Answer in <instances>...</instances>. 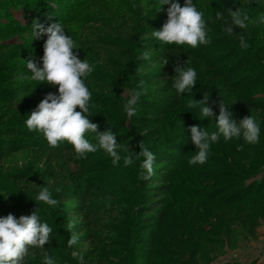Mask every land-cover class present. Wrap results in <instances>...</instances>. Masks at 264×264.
I'll return each mask as SVG.
<instances>
[{"label":"rangeland","instance_id":"374dc122","mask_svg":"<svg viewBox=\"0 0 264 264\" xmlns=\"http://www.w3.org/2000/svg\"><path fill=\"white\" fill-rule=\"evenodd\" d=\"M82 1L0 0V127L8 122L27 128L22 121L46 93H56L58 88L28 79L30 72L24 60L34 58L39 63L43 56L41 40L47 39L43 34L31 36L32 22L46 25L49 17L51 20L61 17L66 7ZM84 1L79 11L65 13L60 21H64L66 32L76 43L78 49L74 51L79 58L94 65L93 72L85 78L92 96L105 97L112 103L108 107L91 104L89 120L98 124L97 132L111 130L117 134L115 139L121 145L122 157L127 154L125 149L135 157L140 148L158 141L153 151L157 159L153 172L165 171L159 180L167 189L155 190L149 186L153 183L142 178V156L129 166H124L123 159L113 165L112 158L103 150L81 158L74 150L42 146L45 141L42 142L43 135L37 131L30 138L18 134L0 137V194H4L0 195V216L11 210L16 217L29 215L37 208L41 219L53 229L46 248L31 249L25 264H40L44 253L51 255L57 264H78L71 255L73 250L83 256L85 264H264V215L246 213L239 203L223 200L231 192L241 190L242 179L234 175L243 174L247 160L254 163L259 160L232 153L229 145L221 144L226 142L221 137V142L211 146L203 164L188 163L196 150L190 140V126L215 131L214 120L221 99L230 104L229 110L237 121L248 115L260 120L261 112L240 103L242 96L225 86L214 69L205 65L215 61L219 68L237 59L241 53L234 52L228 60L225 55L231 49L241 48L239 36L243 35L249 45L245 51L255 66L241 68L238 74L241 78L258 72L264 76V22L260 21L264 0H196L208 28L210 42L204 46L212 51L209 60L204 56L203 59L181 58L174 53L171 56L169 50L159 52L150 47L149 43L154 41L151 30L160 29L166 20V12H155L153 0ZM236 8L248 14L247 28H237L235 34L228 35L223 30L225 20L216 19L215 13L225 11L228 18L226 11ZM134 47L138 54L132 50ZM182 47L185 51L191 49L187 45ZM29 50L35 54L30 56ZM125 51L130 52L129 58ZM145 51L150 52L149 59L142 58ZM169 58L174 65L185 63V67L191 65L196 69L195 84L199 86L190 90L196 95L192 100L200 101L208 93L212 119L202 118L198 109L187 107V102L183 105L184 114L172 110L163 119L145 122L150 110L143 105H157L169 93H176L171 87L175 77L171 69L165 78L148 81L147 73L163 70L166 63L162 62L164 59L169 62ZM140 79L145 80V91L135 115L128 117L124 102L129 89ZM177 125L180 126L176 129ZM160 126L164 134L184 131L175 137L183 144L180 164L160 159V150L169 142L155 138L161 135ZM88 138L96 143L94 136L89 134ZM243 143L241 138L239 144ZM42 186H47L57 198L54 208L34 201ZM58 186L61 191L56 193L53 190ZM212 192L218 193L220 199L212 200ZM17 203L26 208L14 212ZM163 215V219H158ZM69 222L74 224L71 230L67 229ZM253 222L258 224L250 232ZM72 232L79 238L70 248L67 239ZM53 238L59 241L52 244Z\"/></svg>","mask_w":264,"mask_h":264},{"label":"clouds","instance_id":"9594fccd","mask_svg":"<svg viewBox=\"0 0 264 264\" xmlns=\"http://www.w3.org/2000/svg\"><path fill=\"white\" fill-rule=\"evenodd\" d=\"M155 12H166V20L158 30H151V37L162 44L196 48L198 45H206L209 41L208 28L204 19V12L197 7L196 0H153ZM167 5V8L162 6ZM217 11L216 19H224V32L232 35L233 27L246 29L249 20L248 14L240 8L235 11ZM46 25L43 22L33 21L31 24V36L46 35L43 56L38 63L34 58L24 60L26 69L30 72L28 79L35 82H47L58 85L56 93L48 92L39 101L36 108L27 115L25 126L29 131L42 133L51 147H57L61 143L72 146L78 157H85L88 153L103 150L112 158V164H118L123 159L124 166L132 165L134 160L142 156L140 168L143 170V179L149 178L153 173L155 155L148 148H140L139 153L133 157V153L125 149L126 155L121 156V145L116 142V133L111 130L97 132L98 124L90 122L89 110L92 93L85 83V78L93 72L94 65L86 59H80L78 49L73 38L68 35L64 26L57 20H51ZM264 22V15L260 17ZM239 46L248 48V42L243 35L239 36ZM143 59H149L150 52L142 54ZM167 63L164 59L162 65ZM175 77L172 87L176 93L189 92L197 81V71L194 67L177 66L174 69ZM37 83V84H38ZM145 91V80L137 81L134 88L129 89L127 99L124 102V112L128 117L135 115L137 104ZM215 103V102H213ZM229 103L221 99L218 104V115L215 116V131H207L199 125L190 126V140L195 145V155L188 160L190 165L203 164L209 155L210 148L221 137L225 141L232 138H242L248 144H256L261 137V127L252 115L236 120L233 112L229 110ZM187 107L198 109L202 118H213L212 107L209 104V95L205 93L203 99L194 101L190 99ZM95 137L93 143L88 136ZM53 191L59 193L58 186ZM9 193V192H8ZM4 195V194H0ZM35 202L54 208L58 204L57 198L47 186H42L35 196ZM37 204V203H36ZM74 227L69 222L67 229ZM53 229L50 224L41 219L40 213L34 210L29 215L14 216L12 213L0 216V264H25L30 255V250L40 248L49 240ZM78 234L72 232L67 245L71 248L77 244ZM71 255L78 260V264H85L83 256L75 250ZM42 264H57V261L43 254Z\"/></svg>","mask_w":264,"mask_h":264},{"label":"trees","instance_id":"16d2710c","mask_svg":"<svg viewBox=\"0 0 264 264\" xmlns=\"http://www.w3.org/2000/svg\"><path fill=\"white\" fill-rule=\"evenodd\" d=\"M84 2L85 1L83 0L80 4H77L71 8L66 7L65 13L71 14L75 12L76 10L79 11V9L82 8L81 5H83ZM65 13H63V15H65ZM61 17L55 18L54 20H57L64 26L63 24L64 21L62 20L60 21ZM236 29H237L236 27H233L234 34L237 32ZM44 42L45 41L41 40L43 47H44ZM149 45L151 48L159 50V52L160 51L167 52L169 50V52L171 53V56L174 53L176 55H180L181 58L185 57L187 59L188 58L195 59L197 57L202 58V56H204L206 60H209L212 55V51H210L208 47L204 45H200V46L198 45L196 48L190 47L191 49H188V51L187 50L185 51L182 46L162 44L155 40L152 43H149ZM23 48H26V47L24 46ZM136 49L134 47L132 50L136 52V54H138ZM234 52L241 53V55H238L237 59H235L234 61H231V63H228V64L226 63L227 65H223V67L218 68L217 67L218 63H216L215 61L213 63L208 62L206 63L205 66H207V68L214 69L215 75L217 76V78L221 79L224 82L225 86L229 87L230 90L237 91L238 95L242 96L239 100L240 103H243L244 105L251 107L253 110L257 109L261 112L260 113L261 116L259 120V124L261 127V137H260L259 142L256 144H248L247 142L244 141V143L240 145L239 143L241 141V138L232 139V143L230 142L231 140L226 141L228 143L224 141L221 143L222 145L223 144L229 145L228 147L231 148L232 153H236L237 155L244 156V157H250V158L256 157L255 159L259 160L258 163H254L252 159H250L249 161L247 160V162L245 163L243 167V170H244L243 174L239 176L238 174L234 175L236 178L240 177L242 179L241 190L231 192L229 195L225 196L223 200L230 201L232 203H239L241 205V208L246 213L254 214L256 216H259V215L263 216L264 215V83H262V81L264 80V76H262L260 72H258L256 74L249 73L248 77L241 78L240 74H238L241 68L245 69L249 67H254L255 65L253 64L251 59H249L245 49H242L239 47L237 49L235 48L231 49V51H229V53L225 55V59L226 60L230 59L231 56L234 54ZM28 53L30 56L35 54L34 51L31 52L30 50L28 51ZM125 53H126L125 56L129 58L130 52L125 51ZM171 62L172 60H170L169 58V62H167L163 66V70L159 72L152 71V72L147 73L148 78H149L148 81L149 80L159 81L160 79L165 78L168 75L170 69L174 71L177 65H174ZM190 66H187V67H190ZM167 82H169V80ZM193 86H196L195 88H197L199 85L194 84ZM167 96L168 97L166 99L159 100L157 102V105L155 104L151 105L148 103L147 105H143V106H147L150 110L148 115L144 117V120L146 123H151L150 120L152 118H156L157 120L163 119L164 116L172 110H177L179 114H184L185 107L183 108V105H186L188 100L194 98L196 95L194 94V92L189 91L186 94L181 93L180 95H178L177 93H169V95ZM91 104L98 106V107H103V106L108 107L110 102H108V100L105 97L96 95V96L91 97ZM25 120L26 119H24L22 122H25ZM179 126L180 125H177L175 128L177 129ZM33 132L34 131H29L27 128L22 129V128L15 127L13 125H10L8 122H7V125L0 127V137H11L14 134H18L19 136L30 138L31 136H34L32 135ZM159 133L161 135H158V134L155 135V138H157V140L158 138L161 140L162 139L169 140L168 146L165 149L160 150V159L163 161L164 160L169 161V163L171 164H180L182 160V154H183L181 153L183 144L182 142L177 141L175 137L184 133V131L174 130V131L164 134L162 132V126H160ZM187 133L189 132L186 131V134ZM34 134L37 135L38 133H34ZM40 134L42 135V133ZM41 135H39L38 138H41ZM42 142H43L42 146L44 145L49 146L44 137L42 138ZM25 144L22 147L26 146ZM156 146H158V141L156 143H153V145L152 144L149 145L148 148H150L149 150L153 152ZM57 147L59 148L62 147V149H65L66 151L73 150L72 146L66 142L61 143ZM154 162H157V159H155ZM163 172L165 171L153 172L152 175L146 179L147 181H149V183H153L149 186L155 187L156 188L155 190L161 189V191H163L167 189V187L165 186V183H162L163 181L159 180L163 178V175H164ZM176 172L177 171L173 172L174 173L173 177H175V175L177 174ZM215 172L217 171H212V173H215ZM157 181L159 183H156ZM84 193L85 192H83V195H82L83 198H84ZM218 195H219L218 193L212 192V200L217 201L218 198L220 199ZM22 205L23 204L19 205V203H17V205H15L14 207V212L19 213L21 212L22 209L26 208L24 207V205L22 207ZM8 213L13 214V210L9 211ZM126 213L129 214L130 211L129 212L126 211ZM164 216L165 215L158 217V219H163ZM257 224L258 223L256 222H253V224H251V227L249 229L250 232L252 231V228L257 226ZM58 241L59 240L56 241V239L53 238L52 244ZM45 246L46 244L43 247L46 248ZM38 262H40V260H38ZM40 264H42V261L40 262Z\"/></svg>","mask_w":264,"mask_h":264}]
</instances>
